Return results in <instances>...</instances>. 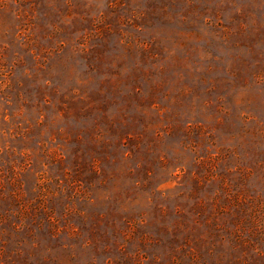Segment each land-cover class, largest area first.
<instances>
[{"label": "rangeland", "instance_id": "1", "mask_svg": "<svg viewBox=\"0 0 264 264\" xmlns=\"http://www.w3.org/2000/svg\"><path fill=\"white\" fill-rule=\"evenodd\" d=\"M0 264H264V0H0Z\"/></svg>", "mask_w": 264, "mask_h": 264}]
</instances>
